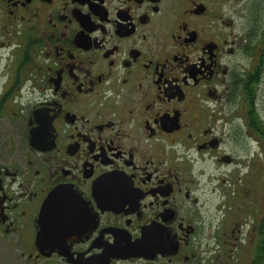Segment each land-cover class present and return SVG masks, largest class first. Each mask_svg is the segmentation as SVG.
Segmentation results:
<instances>
[{
	"label": "flooded vegetation",
	"instance_id": "af4514ba",
	"mask_svg": "<svg viewBox=\"0 0 264 264\" xmlns=\"http://www.w3.org/2000/svg\"><path fill=\"white\" fill-rule=\"evenodd\" d=\"M0 264H264V0H0Z\"/></svg>",
	"mask_w": 264,
	"mask_h": 264
},
{
	"label": "water",
	"instance_id": "95a60500",
	"mask_svg": "<svg viewBox=\"0 0 264 264\" xmlns=\"http://www.w3.org/2000/svg\"><path fill=\"white\" fill-rule=\"evenodd\" d=\"M59 191V190H58ZM57 192H54V194H56ZM44 211H46L47 213H48V211H51L50 210V201H48L47 203H46V205H45V208H44ZM44 221H47L48 222V219H45V216H44ZM143 244V243H142ZM159 245H161V244H159ZM139 248H140V246H139ZM141 250H144L143 249V247H141L140 248ZM161 250V248L160 247H155V249H153L152 250V252H157V251H160ZM145 252L146 251H151V250H144Z\"/></svg>",
	"mask_w": 264,
	"mask_h": 264
}]
</instances>
